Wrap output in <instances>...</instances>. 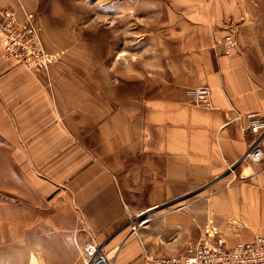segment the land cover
Segmentation results:
<instances>
[{"label":"crops","instance_id":"obj_1","mask_svg":"<svg viewBox=\"0 0 264 264\" xmlns=\"http://www.w3.org/2000/svg\"><path fill=\"white\" fill-rule=\"evenodd\" d=\"M0 6L23 21L37 2ZM130 13L157 28L132 29L136 46L149 43L113 66L103 46L32 72L0 40V140L23 170L18 196L73 210L44 220L54 231L36 242L43 264H83L92 241L114 264H155L190 242L264 235V128L252 133L246 116L264 122V63L239 1L131 0ZM201 85L209 108L191 102Z\"/></svg>","mask_w":264,"mask_h":264},{"label":"rangeland","instance_id":"obj_2","mask_svg":"<svg viewBox=\"0 0 264 264\" xmlns=\"http://www.w3.org/2000/svg\"><path fill=\"white\" fill-rule=\"evenodd\" d=\"M238 1L241 13L239 21L252 34L253 46L260 52V59L264 63V0ZM36 2L37 8L30 13L35 16L38 23L43 46L56 50L52 53L58 54L53 63L61 61L66 50L88 49L93 52L103 46L107 49L108 66L125 63V60L130 59L131 49H142L149 43L143 40L136 46V42L131 38L132 29L137 28L139 32H146L147 29L153 31L157 28L153 24H132L136 18L133 20L131 18V0H36ZM116 16L119 17L118 21L115 19ZM161 18L157 16L156 19ZM142 20L147 21L146 18ZM20 171L23 170L15 166L12 155L0 140V259H2L0 264H32L35 256L38 264H42L40 254L35 253L36 242L49 237L54 231L45 222L58 212L68 214L73 210L67 209L66 201L65 204H58L60 207L58 208V205L51 204V201L43 202V206L41 204L31 206L29 201L21 200L16 191L23 175ZM178 203L171 202L169 206ZM27 205L31 206L30 211H27Z\"/></svg>","mask_w":264,"mask_h":264},{"label":"built area","instance_id":"obj_3","mask_svg":"<svg viewBox=\"0 0 264 264\" xmlns=\"http://www.w3.org/2000/svg\"><path fill=\"white\" fill-rule=\"evenodd\" d=\"M0 40L2 41L6 58L16 60L25 69L32 72L46 71L55 61L58 54L45 50L40 36L39 27L32 13L24 12L23 21L18 20L14 10L0 6ZM225 54H229L235 46L232 33L227 34L222 41ZM191 102L206 108L210 107V91L207 85H201L190 91ZM249 120V130L256 133L264 128V122L259 121L255 114L246 115ZM258 147H252L244 158L251 163H257L262 157ZM147 219H141L131 224V231L145 224ZM83 264H114L96 243L89 242L83 246ZM155 264H264V235H258L249 241H238L228 246L221 238L207 243L199 240L187 244L183 253L161 256L153 259Z\"/></svg>","mask_w":264,"mask_h":264},{"label":"bare ground","instance_id":"obj_4","mask_svg":"<svg viewBox=\"0 0 264 264\" xmlns=\"http://www.w3.org/2000/svg\"><path fill=\"white\" fill-rule=\"evenodd\" d=\"M35 258V257H34ZM36 262H37V259L35 258ZM43 264V263H42Z\"/></svg>","mask_w":264,"mask_h":264}]
</instances>
